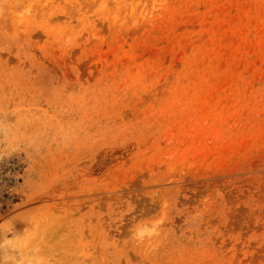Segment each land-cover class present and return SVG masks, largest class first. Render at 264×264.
Segmentation results:
<instances>
[{
    "label": "rangeland",
    "instance_id": "374dc122",
    "mask_svg": "<svg viewBox=\"0 0 264 264\" xmlns=\"http://www.w3.org/2000/svg\"><path fill=\"white\" fill-rule=\"evenodd\" d=\"M43 213L51 264H264V0H0V264Z\"/></svg>",
    "mask_w": 264,
    "mask_h": 264
},
{
    "label": "bare ground",
    "instance_id": "6f19581e",
    "mask_svg": "<svg viewBox=\"0 0 264 264\" xmlns=\"http://www.w3.org/2000/svg\"><path fill=\"white\" fill-rule=\"evenodd\" d=\"M36 219L35 217L28 221L29 230L25 232L27 233L25 240L28 247L26 254L29 252L30 255L22 258L27 264H51L52 249L49 244L53 241L54 233L55 237L59 235L53 230L47 213H43L41 218Z\"/></svg>",
    "mask_w": 264,
    "mask_h": 264
}]
</instances>
